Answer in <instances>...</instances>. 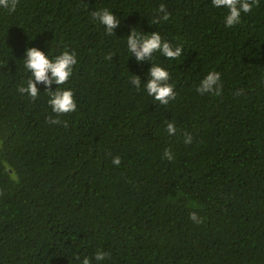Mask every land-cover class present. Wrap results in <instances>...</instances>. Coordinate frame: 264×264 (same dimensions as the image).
<instances>
[{
  "label": "trees",
  "instance_id": "1",
  "mask_svg": "<svg viewBox=\"0 0 264 264\" xmlns=\"http://www.w3.org/2000/svg\"><path fill=\"white\" fill-rule=\"evenodd\" d=\"M161 3L169 20L150 24ZM105 7L121 19L116 34L93 19ZM225 14L211 0L0 8V264H79L100 248L103 264H264V0L232 28ZM132 28L184 48L175 61L154 54L175 85L167 105L129 82L151 66L129 57ZM28 46L78 56L61 86L77 109L58 124L44 85L36 99L18 91ZM213 70L223 89L201 95Z\"/></svg>",
  "mask_w": 264,
  "mask_h": 264
},
{
  "label": "clouds",
  "instance_id": "2",
  "mask_svg": "<svg viewBox=\"0 0 264 264\" xmlns=\"http://www.w3.org/2000/svg\"><path fill=\"white\" fill-rule=\"evenodd\" d=\"M259 2V0H211L213 7L225 10L224 25L232 28L238 25L242 19V13H248ZM17 6V0H0V8L14 11ZM93 19L104 27L106 34H113L115 29L120 26L121 19L115 12L108 8L98 9L92 12ZM171 13L167 6L161 3L152 17L150 24H159L169 20ZM126 48L129 57H135L137 62L149 61L151 66L145 74L147 79H142L139 75L131 73L130 84L137 90L143 89L147 96L152 100L158 101L162 105H167L170 100L176 97L175 85L171 83V74L167 67L160 63H154V54L159 53L169 61H175L184 55L182 45L173 44L165 39L161 31L144 32L138 28H132L126 36ZM23 64L27 72L30 73L26 84H21L18 91L26 94L32 99H36L41 89L38 85H44V91L48 93V104L52 112L58 114L57 118L50 119L52 124L60 123L59 114L74 112L77 109V102L74 92L71 88L61 87L73 75L74 66L78 64V56L75 50L65 48L58 54H53L51 50L45 52L39 47L28 46L25 49ZM53 85L57 87L53 89ZM223 89L221 73L219 71H209L200 79L196 90L201 94L219 95ZM166 131L169 136L176 134L177 127L175 121L166 123ZM192 137L185 136V143H191ZM164 158L171 161L174 154L170 149L164 150ZM113 164L119 165L121 158H113ZM190 219L199 224L201 223L198 215L193 212ZM109 255L103 248L97 249L94 256H77L79 264H103L105 258Z\"/></svg>",
  "mask_w": 264,
  "mask_h": 264
}]
</instances>
